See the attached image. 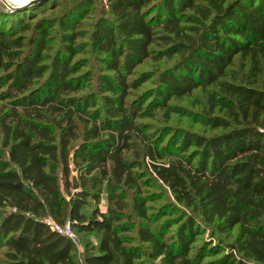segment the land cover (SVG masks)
<instances>
[{"label":"trees","instance_id":"obj_1","mask_svg":"<svg viewBox=\"0 0 264 264\" xmlns=\"http://www.w3.org/2000/svg\"><path fill=\"white\" fill-rule=\"evenodd\" d=\"M46 1L0 11L5 264H80L73 244L48 220L69 222L77 237L100 235L83 264H140L143 255L150 264H264V79L260 87L222 80L236 56L249 61L253 75L264 74V0H106L109 19L91 39L100 66L94 88L90 71L80 74L85 65L73 62L83 49L75 43L77 21L32 24L27 17ZM55 24L62 47L48 62ZM147 59L172 60L157 75L155 108L174 112L170 99L199 89L206 107L196 122L220 133L181 132L165 140V132L151 138L143 131L136 121L141 103L126 102L135 86L127 78ZM85 88L90 91L80 94ZM144 161L175 203L189 209L167 238L168 221L163 228L154 225L172 213L162 209L154 221L148 215ZM97 178L108 206L86 215L87 199H99V192L87 191ZM128 197L144 222L137 234L146 252L121 235L130 230L120 223ZM202 224L224 234L237 228V235L228 247L215 243L207 253L195 251ZM206 257L215 259L204 262Z\"/></svg>","mask_w":264,"mask_h":264},{"label":"rangeland","instance_id":"obj_2","mask_svg":"<svg viewBox=\"0 0 264 264\" xmlns=\"http://www.w3.org/2000/svg\"><path fill=\"white\" fill-rule=\"evenodd\" d=\"M23 2L26 0H0V11L14 13L15 10H9L5 2ZM106 0H47L41 4V7L35 11L27 12V17L31 14V23L34 24L37 21H44L47 23L54 24L61 19H71L72 22H76V31L80 33V37L75 40L77 45H82V52L77 54L73 62L80 61L85 66L80 69L79 73H90L91 77L89 88H94L95 77L94 74L98 73L99 58L94 53L91 47V39L95 27L98 24H102L103 21L108 20L109 16L106 14L107 8L105 7ZM34 5V4H33ZM31 6V5H30ZM30 6L24 7L28 8ZM20 8V9H24ZM18 10V9H17ZM16 10V11H17ZM24 18H21V22H25ZM60 28L55 24L52 33L51 41L49 42V49L47 55L50 59L60 51L62 42L59 37ZM25 39L29 38V33L23 34ZM172 64V60H159L154 61L151 59L145 60L142 64L138 65L127 78L128 82L135 85L130 88L129 95L126 99L127 104H138L141 103L140 116L136 119L143 127V131L151 136L158 137L160 133H167L165 140L169 137L174 136L177 133L188 132L197 135L209 136L220 133V131H208L201 126L200 123L196 122L199 118L198 113L205 109L206 103L205 98L199 89L194 90L190 96L181 98H172L168 101V105L173 107L174 112L166 114L164 110L155 108L154 106V92L157 86V75L165 68ZM45 79V76H44ZM42 79L41 81H43ZM246 79L245 81L252 84L254 87H260L261 81L264 79V74L260 71L253 75L251 71V65L249 61H242L236 56L233 60V64L227 69L226 75L222 78L223 81L239 82V80ZM89 88H85L80 94L87 93L90 91ZM4 102L0 101V117L5 112ZM77 143L74 144L76 146ZM126 157H130V153L126 154ZM141 172L144 173L145 179L148 183V187L144 186L143 192L149 195L152 202L148 204L150 206L149 216L154 221L161 213L162 209L172 213L171 217L159 218L154 226L158 228L164 227V221H168L170 228L165 232V237L173 235L176 229L174 221L178 219L183 213L189 212L182 205L175 203L173 198L167 189H165L161 183L156 181L155 176L151 173V170L147 167V161L143 162ZM72 177L76 179L77 185V174L73 170ZM72 178V179H73ZM147 185V184H146ZM87 191L90 194L99 192V199L94 201L92 198L87 199L86 206L82 209L86 215L92 210L98 209L101 212H106L108 206L107 198L105 195L104 184H101L97 179L92 180L88 183ZM129 205L123 212L122 223H127L129 231L122 233L121 235L126 236L130 241L131 245L139 247L142 251L146 252L147 245L141 243L138 240V229L144 224V222L136 217L130 209L129 197L125 200ZM167 219V220H166ZM201 234L198 236L193 246L194 250L197 251L199 247H202L207 253L212 245L219 243L221 248L228 247L237 235V228H234L229 234L219 233L213 230L212 226H206L202 224ZM100 235L96 232L90 234H79L78 243L74 246L75 259L83 264L84 257L96 248L98 245ZM3 249L1 248L0 251ZM222 253L219 255L221 256ZM217 256V257H219ZM214 257L204 258V262L212 261ZM140 264H150L146 256H142ZM0 264H5V261L0 256Z\"/></svg>","mask_w":264,"mask_h":264},{"label":"built area","instance_id":"obj_3","mask_svg":"<svg viewBox=\"0 0 264 264\" xmlns=\"http://www.w3.org/2000/svg\"><path fill=\"white\" fill-rule=\"evenodd\" d=\"M47 223L50 225V229L58 235L68 239L73 245H77L78 239L73 231L69 222H66L62 225L56 224L51 220H48Z\"/></svg>","mask_w":264,"mask_h":264},{"label":"water","instance_id":"obj_4","mask_svg":"<svg viewBox=\"0 0 264 264\" xmlns=\"http://www.w3.org/2000/svg\"><path fill=\"white\" fill-rule=\"evenodd\" d=\"M43 1L44 0H27L26 2L21 3V4H17V3H10L9 4L7 2H5V4L9 10H17V9L24 8V7H27V6L36 4V3L43 2ZM72 189H73V191H76L78 189V185H77L75 178L72 179Z\"/></svg>","mask_w":264,"mask_h":264},{"label":"bare ground","instance_id":"obj_5","mask_svg":"<svg viewBox=\"0 0 264 264\" xmlns=\"http://www.w3.org/2000/svg\"><path fill=\"white\" fill-rule=\"evenodd\" d=\"M18 1V0H17ZM27 1V0H26ZM26 1H23V2H11V1H7V3H17V4H21V3H24V2H26Z\"/></svg>","mask_w":264,"mask_h":264}]
</instances>
